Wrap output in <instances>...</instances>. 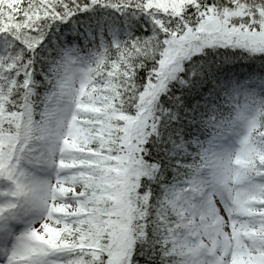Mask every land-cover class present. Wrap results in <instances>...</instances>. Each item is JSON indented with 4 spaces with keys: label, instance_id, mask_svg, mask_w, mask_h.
I'll return each mask as SVG.
<instances>
[{
    "label": "snow or ice",
    "instance_id": "snow-or-ice-1",
    "mask_svg": "<svg viewBox=\"0 0 264 264\" xmlns=\"http://www.w3.org/2000/svg\"><path fill=\"white\" fill-rule=\"evenodd\" d=\"M0 264H264V0H0Z\"/></svg>",
    "mask_w": 264,
    "mask_h": 264
}]
</instances>
